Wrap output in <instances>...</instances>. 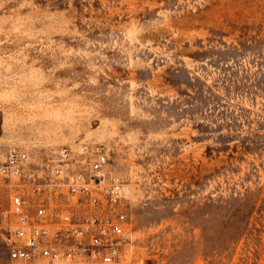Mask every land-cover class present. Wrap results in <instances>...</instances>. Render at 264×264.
Instances as JSON below:
<instances>
[{"label": "rangeland", "instance_id": "374dc122", "mask_svg": "<svg viewBox=\"0 0 264 264\" xmlns=\"http://www.w3.org/2000/svg\"><path fill=\"white\" fill-rule=\"evenodd\" d=\"M81 142L124 181L130 263L264 264V0H0V164Z\"/></svg>", "mask_w": 264, "mask_h": 264}, {"label": "built area", "instance_id": "2783aa9c", "mask_svg": "<svg viewBox=\"0 0 264 264\" xmlns=\"http://www.w3.org/2000/svg\"><path fill=\"white\" fill-rule=\"evenodd\" d=\"M0 187L11 200L10 227L0 228L6 264H132L131 210L106 145L60 146L36 164L11 149Z\"/></svg>", "mask_w": 264, "mask_h": 264}]
</instances>
